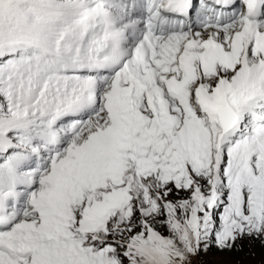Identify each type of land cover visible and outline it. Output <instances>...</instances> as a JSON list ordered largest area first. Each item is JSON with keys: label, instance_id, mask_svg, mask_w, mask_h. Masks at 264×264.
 Instances as JSON below:
<instances>
[{"label": "rangeland", "instance_id": "rangeland-1", "mask_svg": "<svg viewBox=\"0 0 264 264\" xmlns=\"http://www.w3.org/2000/svg\"><path fill=\"white\" fill-rule=\"evenodd\" d=\"M19 1L0 0V18L25 15ZM3 52L0 76L15 75L16 63L6 61L21 53ZM210 81L214 90L222 79ZM181 130L186 131L184 124ZM182 132L162 129L150 148L126 154L116 174L88 182L70 202L67 214L76 235L98 246L84 243L89 264H104L109 256L107 264H264V162L254 157L252 171L229 161L201 132L194 137L198 147ZM124 195L127 204L102 233L90 237L80 228L91 207Z\"/></svg>", "mask_w": 264, "mask_h": 264}, {"label": "bare ground", "instance_id": "bare-ground-1", "mask_svg": "<svg viewBox=\"0 0 264 264\" xmlns=\"http://www.w3.org/2000/svg\"><path fill=\"white\" fill-rule=\"evenodd\" d=\"M213 77H214V76H213ZM213 77H212V78H213ZM161 130H162V129H161ZM164 131H165V130H164ZM162 134H163V133H162ZM189 136H191L192 141H193V144H194L196 147H198V143H197L196 139L194 138L193 134L190 133ZM161 137H162V136H161ZM160 139H162V138H160ZM167 149H168V148H167ZM193 149H194V151H195V153H196V151H197L196 148H193ZM145 150H146V148H145ZM148 150H149V149H148ZM154 151H155V150H154ZM158 151H159V150H158ZM162 151H163V150H162ZM165 151H167V150H165ZM155 152H156V151H155ZM149 153H150V152H149ZM149 153H148V154H149ZM130 154H131V153H130ZM153 154H154V153H153ZM132 156H133V155H132ZM259 156H260V155H258L257 153H254V154H253V158H254V157L257 158V157H259ZM150 157H151V156H150ZM133 158H134V157H133ZM253 158H252V160H253ZM260 158L263 159L262 156H260ZM123 159H124V158H123ZM126 159H127V158H126ZM131 160H132V159H131ZM149 160H150V159H149ZM252 160H251V161H252ZM123 161H124V160H123ZM128 161H129V160H128ZM152 161H153V160H152ZM92 162H93V161H92ZM120 162H121V161H120ZM125 162H126V161H125ZM95 164H96V163H93L92 165H95ZM250 165H251V162H250ZM127 166H128V165H127ZM245 170H246V171H245V174H246V173L249 174V170H248V168L245 169ZM201 171H202V173H203V170H201ZM202 173H201V174H202ZM115 174H116V173H115ZM201 174H200V175H201ZM112 175H113V173H112ZM241 181H242V179H241ZM92 182H93V181H92ZM107 183H108V182H107ZM104 185H105V184H104ZM75 227H76V226H75ZM76 229H77V228H76ZM78 229H79V228H78ZM82 230H83V229H82Z\"/></svg>", "mask_w": 264, "mask_h": 264}, {"label": "water", "instance_id": "water-1", "mask_svg": "<svg viewBox=\"0 0 264 264\" xmlns=\"http://www.w3.org/2000/svg\"><path fill=\"white\" fill-rule=\"evenodd\" d=\"M226 113H227V112H224V113H223V115H224V114H226ZM236 123H237V121H236ZM229 127H230V128H232V127H233V125H232V126H229Z\"/></svg>", "mask_w": 264, "mask_h": 264}]
</instances>
